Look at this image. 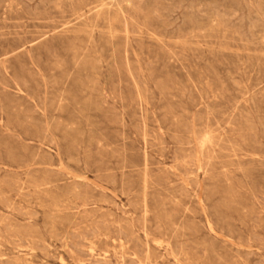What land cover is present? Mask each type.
I'll use <instances>...</instances> for the list:
<instances>
[{
  "label": "rangeland",
  "instance_id": "rangeland-1",
  "mask_svg": "<svg viewBox=\"0 0 264 264\" xmlns=\"http://www.w3.org/2000/svg\"><path fill=\"white\" fill-rule=\"evenodd\" d=\"M0 264H264V0H0Z\"/></svg>",
  "mask_w": 264,
  "mask_h": 264
},
{
  "label": "bare ground",
  "instance_id": "bare-ground-1",
  "mask_svg": "<svg viewBox=\"0 0 264 264\" xmlns=\"http://www.w3.org/2000/svg\"><path fill=\"white\" fill-rule=\"evenodd\" d=\"M58 9V8H57ZM209 145V144H208ZM197 181V180H196ZM34 241V240H33ZM122 243V242H121ZM127 246V245H126ZM23 249V248H22ZM25 257V256H24ZM99 257V256H98Z\"/></svg>",
  "mask_w": 264,
  "mask_h": 264
}]
</instances>
